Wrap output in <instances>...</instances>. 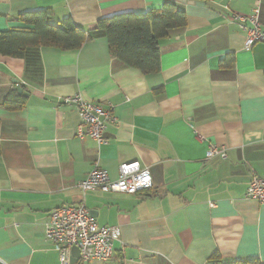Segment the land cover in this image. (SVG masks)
<instances>
[{"label": "crops", "instance_id": "obj_1", "mask_svg": "<svg viewBox=\"0 0 264 264\" xmlns=\"http://www.w3.org/2000/svg\"><path fill=\"white\" fill-rule=\"evenodd\" d=\"M165 1L0 0V31L25 28L18 14L49 8L52 24L70 18L89 36L74 51L0 55V264H59L45 224L52 210L80 203L120 231L109 262L86 264H264V203L245 198L251 178L264 179V43L245 49L232 21L257 6L264 32V0L178 4L186 24L159 42L156 74L110 57L97 22L158 12ZM17 88L24 105L7 111ZM74 96L112 111L105 146L76 136V107L62 103ZM210 146L226 159H207ZM94 162L113 180L121 164L138 162L153 188L83 194L78 184Z\"/></svg>", "mask_w": 264, "mask_h": 264}, {"label": "built area", "instance_id": "obj_2", "mask_svg": "<svg viewBox=\"0 0 264 264\" xmlns=\"http://www.w3.org/2000/svg\"><path fill=\"white\" fill-rule=\"evenodd\" d=\"M232 21L245 33L243 47L250 49L257 43H264V32L260 29L259 9L257 6L247 15L233 14ZM64 104L76 107L79 124L76 136L89 137L97 146H105L106 123L113 122L112 111L104 110L99 104L87 101L80 96L64 98ZM226 159V150L210 146L206 158ZM79 190L87 192L134 195L153 188V178L148 168H141L138 162L121 164L116 179L94 162L87 177L78 184ZM245 198L264 203V179L253 176L246 188ZM45 241L53 246L58 254L59 264H71L72 248L79 250L76 262L82 264L91 261L107 263L110 261L114 246L120 240L117 227L100 226L91 216L83 203L76 206H62L52 210L48 216L44 231Z\"/></svg>", "mask_w": 264, "mask_h": 264}, {"label": "trees", "instance_id": "obj_3", "mask_svg": "<svg viewBox=\"0 0 264 264\" xmlns=\"http://www.w3.org/2000/svg\"><path fill=\"white\" fill-rule=\"evenodd\" d=\"M51 18L49 8L18 14L14 20L25 28L0 31V55L23 59L29 49L40 47L74 51L88 40V34L70 18L56 24L51 23ZM185 24V13L178 3L165 1L158 12L123 13L99 20L97 27L106 36L110 57L147 75L160 70L159 42ZM23 105L22 95L15 91L8 93L3 101V108L7 111L21 109ZM221 264L262 263L258 259H247Z\"/></svg>", "mask_w": 264, "mask_h": 264}, {"label": "water", "instance_id": "obj_4", "mask_svg": "<svg viewBox=\"0 0 264 264\" xmlns=\"http://www.w3.org/2000/svg\"><path fill=\"white\" fill-rule=\"evenodd\" d=\"M166 1L176 2V3L181 4V5H197V6H203V3L194 2V1H191V0H189V1L188 0H166ZM17 92L20 95H22L23 97H27V94L26 93H23L20 88H17ZM78 255H79V250L77 248H72V250H71V256H72L71 264H75L76 263V259L78 258Z\"/></svg>", "mask_w": 264, "mask_h": 264}]
</instances>
